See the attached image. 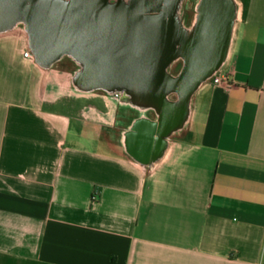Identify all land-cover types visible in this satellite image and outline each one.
<instances>
[{
  "label": "crops",
  "instance_id": "obj_1",
  "mask_svg": "<svg viewBox=\"0 0 264 264\" xmlns=\"http://www.w3.org/2000/svg\"><path fill=\"white\" fill-rule=\"evenodd\" d=\"M230 1L223 55L183 96L166 65L202 0L137 25L169 44L146 71L42 59L30 0H0V264H264V0Z\"/></svg>",
  "mask_w": 264,
  "mask_h": 264
},
{
  "label": "water",
  "instance_id": "obj_2",
  "mask_svg": "<svg viewBox=\"0 0 264 264\" xmlns=\"http://www.w3.org/2000/svg\"><path fill=\"white\" fill-rule=\"evenodd\" d=\"M80 1L30 0L22 7L37 56L49 59L62 51H72L85 56L101 52L117 58L151 50L158 51V62L167 58L168 41L161 38L157 47L145 37L130 9L119 6L88 13L79 8ZM232 16L230 0H202L197 39L187 47V66L172 81L183 96L188 95L197 80L211 73L221 59Z\"/></svg>",
  "mask_w": 264,
  "mask_h": 264
},
{
  "label": "flooded vegetation",
  "instance_id": "obj_3",
  "mask_svg": "<svg viewBox=\"0 0 264 264\" xmlns=\"http://www.w3.org/2000/svg\"><path fill=\"white\" fill-rule=\"evenodd\" d=\"M183 2L184 0H81L79 2V8L88 13H96L99 11V8H102L101 11H103V9H109L112 7H126L127 9H130L132 12H134V14L136 15L134 20L135 24L139 25L150 21L151 18L153 19L154 13H156V9L158 7H166L167 15H176L177 9L174 8H176V6H180V4ZM141 33L145 36L143 32ZM196 39L197 36L192 40H187L182 43V45L180 46L182 57L176 60H172L166 65V68L170 73L177 74L180 69H182V71L185 69V67L187 66L188 56L187 47L189 45H192ZM149 40L155 42L156 46L158 47L159 40ZM157 53L158 51L152 52L150 50V52H141L139 54L129 53V55H131V57H134L138 62L136 63L137 66H135L134 69L139 71H146L148 68L152 69L156 67L158 61H160ZM94 54H100L104 58L106 57L108 59L112 58L110 55L107 56L106 54L101 52H94Z\"/></svg>",
  "mask_w": 264,
  "mask_h": 264
},
{
  "label": "built area",
  "instance_id": "obj_4",
  "mask_svg": "<svg viewBox=\"0 0 264 264\" xmlns=\"http://www.w3.org/2000/svg\"><path fill=\"white\" fill-rule=\"evenodd\" d=\"M23 55L29 56L30 51L28 49L24 50ZM212 79L214 82L222 83L225 86H231V85L235 84L234 80L232 78H230L228 75H223V76L215 75V76H213ZM241 83H243V82H241Z\"/></svg>",
  "mask_w": 264,
  "mask_h": 264
}]
</instances>
